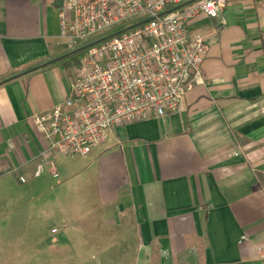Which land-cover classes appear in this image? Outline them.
I'll return each mask as SVG.
<instances>
[{
  "label": "crops",
  "instance_id": "0c3cea01",
  "mask_svg": "<svg viewBox=\"0 0 264 264\" xmlns=\"http://www.w3.org/2000/svg\"><path fill=\"white\" fill-rule=\"evenodd\" d=\"M60 5L0 0V238L14 233L11 204L28 207L53 179L54 195L98 198L86 235L101 237L99 264H264V0L190 21L210 51L176 111L117 126L88 155L54 153L53 167L32 118L66 99L77 66L63 77L56 62Z\"/></svg>",
  "mask_w": 264,
  "mask_h": 264
},
{
  "label": "built area",
  "instance_id": "2783aa9c",
  "mask_svg": "<svg viewBox=\"0 0 264 264\" xmlns=\"http://www.w3.org/2000/svg\"><path fill=\"white\" fill-rule=\"evenodd\" d=\"M231 0H68L60 34L80 53L66 99L34 115L48 140L40 157L85 156L111 129L176 111L192 82L202 79L210 45L189 29L199 14L217 18ZM44 168L41 162L35 174ZM22 183L24 176L19 177ZM264 256V245L258 247Z\"/></svg>",
  "mask_w": 264,
  "mask_h": 264
},
{
  "label": "rangeland",
  "instance_id": "374dc122",
  "mask_svg": "<svg viewBox=\"0 0 264 264\" xmlns=\"http://www.w3.org/2000/svg\"><path fill=\"white\" fill-rule=\"evenodd\" d=\"M58 1L63 7L68 0ZM72 52L65 47L56 61L63 77L72 72L74 67H67L63 63L80 57V53ZM65 163L66 159L61 156L56 159L59 170L67 166ZM54 182L51 179L46 183L48 190L43 194L37 190L39 196L31 200L28 207L22 201L11 204L7 212V229L14 233L0 238L4 242L0 264H99V257L94 260L90 257L101 237L96 233L93 234L97 237L86 235L87 230L91 229L90 216H95L97 213L93 211L99 208L98 198L90 194L93 205L87 204L85 189H76L74 192L69 189L61 196L54 195V189L50 188ZM32 202L35 204L32 205ZM101 230L102 223L93 231L98 233ZM21 232L25 235L22 236ZM93 240H97L98 244L90 243Z\"/></svg>",
  "mask_w": 264,
  "mask_h": 264
},
{
  "label": "trees",
  "instance_id": "16d2710c",
  "mask_svg": "<svg viewBox=\"0 0 264 264\" xmlns=\"http://www.w3.org/2000/svg\"><path fill=\"white\" fill-rule=\"evenodd\" d=\"M79 60H74L72 62H67L68 64H78Z\"/></svg>",
  "mask_w": 264,
  "mask_h": 264
}]
</instances>
